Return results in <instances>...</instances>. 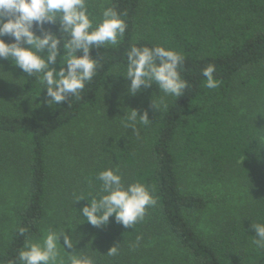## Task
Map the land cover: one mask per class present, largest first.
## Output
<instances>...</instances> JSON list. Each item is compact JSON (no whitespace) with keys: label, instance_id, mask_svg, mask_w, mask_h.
Returning a JSON list of instances; mask_svg holds the SVG:
<instances>
[{"label":"trees","instance_id":"obj_1","mask_svg":"<svg viewBox=\"0 0 264 264\" xmlns=\"http://www.w3.org/2000/svg\"><path fill=\"white\" fill-rule=\"evenodd\" d=\"M88 3L94 23L101 6L113 7L126 13L127 29L118 45L90 52L101 66L78 99L41 113L46 92L0 59V264H20L17 254L26 239L36 242L62 228L75 241L65 251L93 256L96 264H264L251 229V223L264 222V0ZM44 27L59 36L56 26ZM133 44L185 56L181 76L189 88L179 98L167 97L166 111L152 108L155 84L128 94L130 81L121 76ZM63 55L61 50L51 67L59 70ZM209 64L220 82L215 89L204 87L201 75ZM130 110L150 121L137 117L138 135L125 127ZM90 113L93 135L86 134L88 121L74 132ZM184 167L219 190L235 185L233 210L225 207V191L214 199L209 190L189 189ZM108 168L118 169L125 186L144 183L157 198L132 228L114 217L93 227L80 213L87 201H75L96 195V176ZM214 205L219 212H213L210 229L201 230ZM20 227L27 229L23 236ZM116 244L117 254L107 255Z\"/></svg>","mask_w":264,"mask_h":264},{"label":"clouds","instance_id":"obj_2","mask_svg":"<svg viewBox=\"0 0 264 264\" xmlns=\"http://www.w3.org/2000/svg\"><path fill=\"white\" fill-rule=\"evenodd\" d=\"M100 15V20L94 23L88 0H0V59L10 60L26 76L34 77L40 92H46L45 104L51 106L66 102L68 98L78 99L101 66L100 60L92 58L90 52L118 45L127 29L122 18L126 13L101 6ZM46 24L56 26L59 36L45 29ZM5 36L12 42L6 43ZM61 50L64 55L57 70L51 65L56 64ZM78 52L81 55L78 56ZM184 63L185 56L174 50L159 45L137 47L133 44L126 52V66L121 77L130 81L129 95L155 84L159 94L156 100L152 97V108L166 111V98H179L189 88L181 76ZM214 72L215 65L212 64L201 70V75L206 78L204 87L215 89L219 86ZM137 117L145 124L150 122L146 113L138 116L136 110H130L127 113L129 123L125 127L136 135L139 134L135 126ZM259 140L264 144V136ZM96 179L99 182L96 195L89 194L91 199L78 196L75 200L87 201L80 213L93 227L105 226L109 218L114 217L124 228H132L157 204L149 186L141 182L125 186L116 168L100 171ZM251 229L256 234L252 243L257 249L264 250V222L251 223ZM26 231L23 227L18 229L21 236ZM60 237H63L64 247L58 243ZM74 243L65 228L46 231L40 241L26 239L17 259L20 264H96L93 256L67 253L65 248L72 249ZM117 252L118 244L110 247L106 254L114 256Z\"/></svg>","mask_w":264,"mask_h":264},{"label":"rangeland","instance_id":"obj_3","mask_svg":"<svg viewBox=\"0 0 264 264\" xmlns=\"http://www.w3.org/2000/svg\"><path fill=\"white\" fill-rule=\"evenodd\" d=\"M263 85H264V82H263ZM111 92L112 91L110 90L109 91V95H110ZM46 106H47V104L45 105V109L41 113H43V112L46 113V111L49 108V105H48L47 109H46ZM97 113H101V112L98 111ZM93 117H95L94 114H91V113L88 114L87 117L85 118V121L81 120V122L78 123V126H76V127H79V128L77 130L75 129L74 132L77 133V131L79 129H83L84 125H86L85 124L86 121H88L89 122V127L87 129L86 134L88 136L93 135V132L96 129V127L92 125ZM190 165H192V164H190ZM193 167L195 168V164L193 165ZM189 169H190L189 167H184L183 171L185 170V172L187 174ZM186 181H187L189 189H194V190L199 191V192H206L204 190H209L210 192L213 193V198L214 199H216L220 195H224L225 192L229 193L230 194L229 195V200H228V203H227V205L225 207L228 208V209L233 210V208H231V206L235 205V203H236V201L238 199V196H239L238 189H237V187L235 185H232L231 183H229L227 185V189H224V191H225L224 192L223 190H221V188L219 190V186H216L215 183H211V184L210 183H201L202 182L201 179L196 177L195 173L193 171H191V172L189 171V177L186 179ZM218 207H220V206H217V205L212 206L211 210L204 215V217L202 219V222H201V225H200L201 230L210 229V227H211V225H212V223L214 221V216H213L214 213L213 212L215 211V212L218 213L219 212V208ZM59 240H58V243L60 242Z\"/></svg>","mask_w":264,"mask_h":264}]
</instances>
